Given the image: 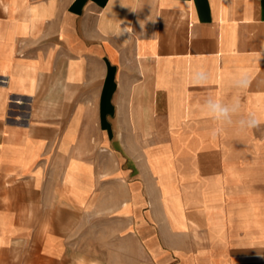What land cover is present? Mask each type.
<instances>
[{
	"label": "crops",
	"instance_id": "crops-1",
	"mask_svg": "<svg viewBox=\"0 0 264 264\" xmlns=\"http://www.w3.org/2000/svg\"><path fill=\"white\" fill-rule=\"evenodd\" d=\"M209 96L264 121V0H0V248L264 264V123L212 138Z\"/></svg>",
	"mask_w": 264,
	"mask_h": 264
},
{
	"label": "clouds",
	"instance_id": "clouds-1",
	"mask_svg": "<svg viewBox=\"0 0 264 264\" xmlns=\"http://www.w3.org/2000/svg\"><path fill=\"white\" fill-rule=\"evenodd\" d=\"M207 78L208 74L204 71L193 74V79L198 81H204ZM250 83L251 79L247 73H237L231 78V86L239 90L247 89ZM202 111L207 118L214 122V126L210 129L212 138H216L227 128H236L243 132L257 128L261 123H264L255 113H242L241 101L238 96L229 100L209 96L203 101Z\"/></svg>",
	"mask_w": 264,
	"mask_h": 264
},
{
	"label": "rangeland",
	"instance_id": "rangeland-1",
	"mask_svg": "<svg viewBox=\"0 0 264 264\" xmlns=\"http://www.w3.org/2000/svg\"><path fill=\"white\" fill-rule=\"evenodd\" d=\"M4 203L11 206V204H14V201L5 198ZM45 224H48V221ZM5 244L7 247L0 248V264H53L40 259L41 256L33 242L25 244L14 241L6 242ZM110 256L109 254V258ZM77 262V264H83L82 260H77Z\"/></svg>",
	"mask_w": 264,
	"mask_h": 264
}]
</instances>
